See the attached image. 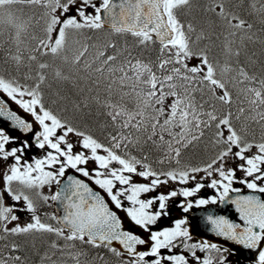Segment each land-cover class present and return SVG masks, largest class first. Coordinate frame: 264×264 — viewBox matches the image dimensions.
I'll return each instance as SVG.
<instances>
[{"label": "snow or ice", "instance_id": "snow-or-ice-1", "mask_svg": "<svg viewBox=\"0 0 264 264\" xmlns=\"http://www.w3.org/2000/svg\"><path fill=\"white\" fill-rule=\"evenodd\" d=\"M3 23L0 264H264V0H0ZM209 205L222 242L194 238Z\"/></svg>", "mask_w": 264, "mask_h": 264}, {"label": "trees", "instance_id": "trees-1", "mask_svg": "<svg viewBox=\"0 0 264 264\" xmlns=\"http://www.w3.org/2000/svg\"><path fill=\"white\" fill-rule=\"evenodd\" d=\"M14 11L16 12V15L21 20H27L29 18V16L32 15V13L34 11H39V10L38 9H29V8L24 7V6H15ZM0 33H2V34H0V41H7L9 39L10 35L14 34V29L10 25H8L7 23H3V24H0ZM5 47H7L6 44H5ZM257 50H258V46H257ZM2 56H3V52L0 51V57H2ZM104 120H105L104 117H100L99 123H94L92 125V128H91V130L97 136H100L101 139L103 138V135L106 134V132L99 127V124H102L104 122ZM28 256H29V264H38V258L35 255V252H29Z\"/></svg>", "mask_w": 264, "mask_h": 264}, {"label": "water", "instance_id": "water-1", "mask_svg": "<svg viewBox=\"0 0 264 264\" xmlns=\"http://www.w3.org/2000/svg\"><path fill=\"white\" fill-rule=\"evenodd\" d=\"M13 107H15L13 105ZM70 174H72L70 172ZM247 194V192L245 193ZM223 210V212H222ZM208 213H213V214H228L229 218H233V214H234V208H229L228 206L225 205H212L210 207L206 206V208H202V209H197L193 212V214L191 215V220L192 223L194 225H196V227L193 228V232L196 233L197 235H204L209 239H213V240H221L222 238H216L214 237V234H212L210 231H207L204 227V222H203V217L208 214ZM238 219V218H237Z\"/></svg>", "mask_w": 264, "mask_h": 264}, {"label": "rangeland", "instance_id": "rangeland-1", "mask_svg": "<svg viewBox=\"0 0 264 264\" xmlns=\"http://www.w3.org/2000/svg\"><path fill=\"white\" fill-rule=\"evenodd\" d=\"M73 139H75V138H73ZM45 191H47V189H45ZM172 210H174V213H172L173 214V218H181L184 215L181 212V210L178 207H176L175 205H173V209ZM170 223H171V220H166V221L163 222V225L164 226H169Z\"/></svg>", "mask_w": 264, "mask_h": 264}, {"label": "flooded vegetation", "instance_id": "flooded-vegetation-1", "mask_svg": "<svg viewBox=\"0 0 264 264\" xmlns=\"http://www.w3.org/2000/svg\"><path fill=\"white\" fill-rule=\"evenodd\" d=\"M202 194H206V195H212L213 194V190H211V189H207V190H205V192L204 193H202ZM172 213H174V210H172ZM194 238L196 239V240H199V239H202V238H198V237H196V236H194Z\"/></svg>", "mask_w": 264, "mask_h": 264}]
</instances>
